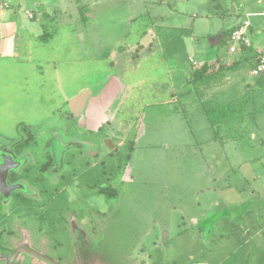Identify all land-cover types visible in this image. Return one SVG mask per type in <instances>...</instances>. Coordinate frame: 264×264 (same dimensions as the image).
I'll return each instance as SVG.
<instances>
[{
	"label": "rangeland",
	"instance_id": "1",
	"mask_svg": "<svg viewBox=\"0 0 264 264\" xmlns=\"http://www.w3.org/2000/svg\"><path fill=\"white\" fill-rule=\"evenodd\" d=\"M3 2L22 25L18 59L0 58V142L29 138L39 163H66L53 183L33 170L34 193L0 206L19 217L10 228L31 247L61 245L53 256L71 264H264V75L246 61L190 80L204 62L239 60L228 37L212 45L239 21L264 49V0ZM231 103L238 119L216 132L204 106ZM87 108L97 130L79 124ZM14 244L1 239L0 264Z\"/></svg>",
	"mask_w": 264,
	"mask_h": 264
},
{
	"label": "flooded vegetation",
	"instance_id": "2",
	"mask_svg": "<svg viewBox=\"0 0 264 264\" xmlns=\"http://www.w3.org/2000/svg\"><path fill=\"white\" fill-rule=\"evenodd\" d=\"M23 141L28 145L23 144L21 140H15L12 142H7L5 140L0 142V206L6 205L9 201L10 203L11 201L14 202L18 196V192L24 191L34 193L33 185L25 179L28 178V174H33V170L49 169L52 171V182L55 176H58V172H61L66 164L65 158L60 156V154L58 156L47 154L46 161L39 163L38 156L32 149L27 148L32 141H30L29 138H25ZM55 167L61 169L55 170ZM102 188L103 187L99 188L97 193H104ZM11 198L13 199L11 200ZM96 212L99 213L100 210H97ZM12 219L18 221L19 217H17V219L15 217L12 218V216L9 213H6V211H0V241L4 236H8L9 239L11 238L15 242V246L12 249L9 247V249H11L10 252L2 256L5 264H27V262H23L26 260V255L34 258V260L32 259L28 262L29 264H71L63 261L59 256H53V250L58 253L62 248L61 245H52V251H48V248L45 245L31 247L28 240L24 241L26 236L23 233H15V231L10 228L8 221ZM62 219L65 221L66 226L69 225V230L72 229L75 233V240L79 242L82 241L83 245H85L88 233L84 227H81L82 222L84 221H81L80 219L77 220L76 216L73 214H67L66 216L63 215ZM42 221L45 220L42 219ZM88 226L91 232L95 230L94 226L91 225V221ZM19 238H21V241L17 242ZM79 248V246H76V242H74V250Z\"/></svg>",
	"mask_w": 264,
	"mask_h": 264
},
{
	"label": "trees",
	"instance_id": "3",
	"mask_svg": "<svg viewBox=\"0 0 264 264\" xmlns=\"http://www.w3.org/2000/svg\"><path fill=\"white\" fill-rule=\"evenodd\" d=\"M74 1L77 3L78 7L80 8V11L82 12L81 0H74ZM237 24H234L233 26L222 31L224 37H228L231 29H233ZM239 54H240L239 60L229 64L219 63V66L216 69V71L212 70L210 63L207 62L202 63L200 67H198L196 70L191 72L190 80L192 82L194 81L200 82L203 80L213 79L218 75L223 74V72H225L226 70H236L241 62H246V61L251 62V67H252L254 65V59L262 55L263 52L259 51V48L253 45L251 47L241 48ZM237 110L238 107L233 103L225 106L224 105L204 106V111L206 113V116L208 117L211 125L214 127L216 132L219 129V127L224 123L226 124L228 122H232L234 119H238ZM238 121L240 122V120ZM102 191L104 193L105 192L108 193L109 195L113 194L112 192L108 191V189L105 187L102 188Z\"/></svg>",
	"mask_w": 264,
	"mask_h": 264
},
{
	"label": "crops",
	"instance_id": "4",
	"mask_svg": "<svg viewBox=\"0 0 264 264\" xmlns=\"http://www.w3.org/2000/svg\"><path fill=\"white\" fill-rule=\"evenodd\" d=\"M258 1H261V0H258ZM5 2V1H4ZM0 3V58H3L6 59L7 57H9L10 59H14L15 60V57L16 59H18V53L20 52V48L18 46V42L16 41L17 39V28L16 26L19 25V27H21V23L20 21L16 18V21L15 22H11V18L8 17L6 20L4 19V15L6 14V12L4 11L5 8H6V3ZM42 12L44 13L45 10H42ZM28 16L30 18H34L35 17V14L33 13V16L31 15L30 16V13H28ZM241 21L237 22V23H240ZM15 23V24H14ZM236 23V24H237ZM7 27H10L11 30H10V33L8 32L7 30ZM2 28H4L6 30V32H1ZM250 29H251V25H250ZM20 30V28H19ZM25 30H28V35L27 36H30V38H34V40H37L38 38V34L37 33V28L35 29L34 26L32 27H29L27 25H25V27H23L22 29V32H25ZM258 43H255L254 45H256ZM23 45V43H22ZM26 52L29 53V52H32V47H28L26 45ZM19 51V52H18ZM81 108V107H80ZM84 109V108H83ZM90 114H91V108H87V111L84 113V110H83V118L80 120V125H89L88 122L89 120L93 123H95L97 121V118L95 119H92L90 117ZM84 119H87V121L85 123L82 124V121ZM102 120V118H101ZM101 123H99L97 125V123L93 124V125H89L90 126V129L89 131H93V130H97L98 127L100 126ZM88 128V127H87Z\"/></svg>",
	"mask_w": 264,
	"mask_h": 264
},
{
	"label": "built area",
	"instance_id": "5",
	"mask_svg": "<svg viewBox=\"0 0 264 264\" xmlns=\"http://www.w3.org/2000/svg\"><path fill=\"white\" fill-rule=\"evenodd\" d=\"M250 22L248 20H243L238 23L233 29H231L228 39L231 43L229 47V51L240 52L241 48L251 47L252 44L248 39V29H250ZM255 47L259 48V51L263 52L262 55L254 59V65L251 67V73L253 75H264V49L259 47L257 44L254 45Z\"/></svg>",
	"mask_w": 264,
	"mask_h": 264
},
{
	"label": "water",
	"instance_id": "6",
	"mask_svg": "<svg viewBox=\"0 0 264 264\" xmlns=\"http://www.w3.org/2000/svg\"><path fill=\"white\" fill-rule=\"evenodd\" d=\"M223 32L218 34L214 39H212V45L218 44L222 39Z\"/></svg>",
	"mask_w": 264,
	"mask_h": 264
}]
</instances>
